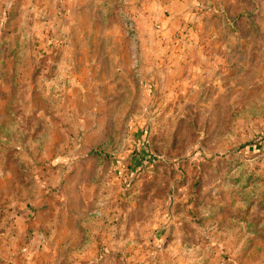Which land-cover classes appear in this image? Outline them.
Masks as SVG:
<instances>
[{
    "label": "rangeland",
    "instance_id": "rangeland-1",
    "mask_svg": "<svg viewBox=\"0 0 264 264\" xmlns=\"http://www.w3.org/2000/svg\"><path fill=\"white\" fill-rule=\"evenodd\" d=\"M0 264H264V0H0Z\"/></svg>",
    "mask_w": 264,
    "mask_h": 264
}]
</instances>
